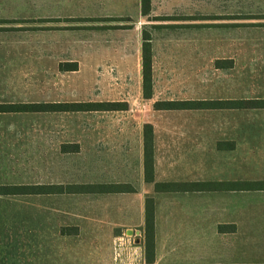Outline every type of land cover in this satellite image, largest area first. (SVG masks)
I'll return each mask as SVG.
<instances>
[{"label": "crops", "instance_id": "1", "mask_svg": "<svg viewBox=\"0 0 264 264\" xmlns=\"http://www.w3.org/2000/svg\"><path fill=\"white\" fill-rule=\"evenodd\" d=\"M132 1L141 13L140 0H0V104L83 103L64 98L77 96L78 84L54 92L50 84L46 98H21L28 93L17 78L27 66L47 62L57 74L80 73L85 16L131 14ZM235 6L242 18L248 11L264 15V0H235ZM86 33L99 41L100 33L108 34L111 49L130 48L118 41L121 29ZM120 54L104 61L131 62ZM227 60L234 85L212 91V68L222 72ZM207 62L203 98L188 100L236 104L188 109L204 110L202 121H105L85 136L84 110L0 111V185L43 186L42 192L0 194V264H264V105L244 103L264 100V24L241 25L232 53ZM61 64L72 68L61 70ZM128 71L141 99H152L153 64L150 98L143 95L141 52ZM67 113L74 122L61 119ZM215 114L230 119L213 120ZM147 124L152 181L146 179ZM194 183L202 187H156ZM148 198L154 205L151 263L144 247Z\"/></svg>", "mask_w": 264, "mask_h": 264}, {"label": "rangeland", "instance_id": "2", "mask_svg": "<svg viewBox=\"0 0 264 264\" xmlns=\"http://www.w3.org/2000/svg\"><path fill=\"white\" fill-rule=\"evenodd\" d=\"M114 3L117 4V1ZM132 4L131 14L124 16H85L84 64L81 72L77 75L69 72L57 74L59 71L55 70L56 66L48 62V65L30 66L31 69L27 66V71L17 78L19 81L17 83L21 82V85H18L19 88L22 87L21 92H27L29 95L21 98L43 99V91L50 90V84L53 86V92L54 88L61 87L66 91V88L71 89L72 85L78 84V95L64 98L68 101L78 99L83 102H119L128 106L126 110L84 111L82 122L85 136L91 135L93 125L105 121L205 120L204 110L156 113L153 100L203 98L205 92L203 79L209 70L207 60L215 56L228 57L234 50L237 30L241 25L264 24V15H251V11H248L249 14L243 18L237 16L235 0H151L150 13L145 16L138 13L135 1H132ZM113 28L122 30L124 34L120 35L118 41H125L126 46L129 44L130 48L111 49L109 48L111 39L105 37L108 34L100 33L99 41L96 38L92 39L91 33H86L87 30ZM93 36H97V33H93ZM144 37L151 41L153 57L155 96L149 100L141 99L135 75L128 74L129 68L134 66L135 59L140 56ZM27 41L34 43L35 40ZM38 52L42 53V50ZM116 52L123 53L119 55L122 58H131V62L106 64L104 59L114 60ZM92 57L94 64L91 61ZM221 64L224 67L222 72L214 70V66L212 68V91L219 87L231 90L234 85V69L230 71L229 68L231 64L228 60ZM43 66L44 70L40 72L39 69ZM57 67L61 70L72 68L66 64ZM48 70L52 73L47 72ZM49 74L52 75L51 81L46 79ZM23 77L25 79L21 80ZM216 114L213 120L230 119L227 114H221L222 118ZM62 116H66L65 119L61 117L62 120L69 122L75 120L74 113ZM80 118L78 117V121Z\"/></svg>", "mask_w": 264, "mask_h": 264}, {"label": "trees", "instance_id": "3", "mask_svg": "<svg viewBox=\"0 0 264 264\" xmlns=\"http://www.w3.org/2000/svg\"><path fill=\"white\" fill-rule=\"evenodd\" d=\"M141 14L148 15L151 9V0H140ZM151 41L143 38L141 58H142V87L145 98H150L152 93V50ZM246 105L255 106L256 104L264 105V100H249L244 102ZM236 102L233 101H204V100H159L154 102L153 107L159 110H188V109H204L208 107H234ZM126 104L119 102H83V103H10L0 104V111H70V110H122ZM151 125H145L144 131V150H145V167L146 179L152 181V130ZM179 187L189 189L190 187H202V184H157V189L162 186ZM43 191V186H1L0 194L12 195L16 193H30ZM144 247L146 261L151 263L154 261V205L153 199L148 198L145 208V227H144Z\"/></svg>", "mask_w": 264, "mask_h": 264}]
</instances>
